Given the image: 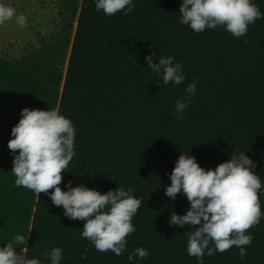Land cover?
Returning <instances> with one entry per match:
<instances>
[{
  "label": "trees",
  "instance_id": "obj_1",
  "mask_svg": "<svg viewBox=\"0 0 264 264\" xmlns=\"http://www.w3.org/2000/svg\"><path fill=\"white\" fill-rule=\"evenodd\" d=\"M96 2L59 0L52 33L20 56L0 54V248L27 235L25 254L40 264H51L54 248L62 249L60 264H198L187 251L193 226L168 223L190 207L182 192L175 201L165 195L170 174L181 153L214 170L245 152L261 180L260 222L246 233L253 240L243 260L233 246L205 250L203 264H264V0H252L262 18L239 38L223 26L196 33L179 23L183 0H132L130 14L111 17ZM151 52L154 63L174 57L185 81L163 85L147 67ZM193 81L180 119L175 103ZM24 108L56 109L72 121L76 155L62 173L63 191L71 181L101 194L132 189L141 200L122 255L97 251L82 238L86 221L66 217L50 195L15 186L8 142ZM140 247L149 256L129 261Z\"/></svg>",
  "mask_w": 264,
  "mask_h": 264
},
{
  "label": "clouds",
  "instance_id": "obj_2",
  "mask_svg": "<svg viewBox=\"0 0 264 264\" xmlns=\"http://www.w3.org/2000/svg\"><path fill=\"white\" fill-rule=\"evenodd\" d=\"M95 7L98 12L103 10L111 17L120 11L130 14L135 5L132 0H97ZM179 13V23L188 25L196 33L223 26L236 38L245 36L248 26L262 18L252 0H183ZM14 17L18 26L27 27L25 15L17 16L13 7L0 3V25ZM154 57L155 52L145 56L147 67L162 79L163 85L170 82L180 85L185 81L183 65L173 64L174 57L159 56L158 63L153 62ZM195 90L196 81H193L185 88L184 97L176 101L175 114L180 119L188 106L184 101L190 100ZM11 136L8 148L14 156L15 186L32 190L38 197L40 193L50 195L55 206L63 207L66 217L86 221L82 238L93 242L97 251L122 255L126 237L136 231L132 218L140 208L141 200L131 194L132 189L117 188L101 194L85 185L72 187L71 181L65 185L67 191L61 189L62 173L76 155L72 121L56 109L24 108ZM255 168L256 163L245 152L238 157L231 155L230 161L219 164L214 170H205L187 153L178 157L165 195L175 201L182 192L190 207L184 215L173 212L168 223L180 228L193 226L189 231L187 251L197 258L198 264H203L205 250L212 256L236 246L240 258L246 257L244 246L253 240V236L246 233L259 224L262 215L258 195L262 185L259 176L252 171ZM52 189L54 191L50 192ZM20 245L24 247L17 253L15 248ZM26 245L27 235H16L12 242L0 248V264H40L38 259L26 256ZM50 255L51 264H60L61 248H54ZM148 256L149 251L140 247L129 253L128 260Z\"/></svg>",
  "mask_w": 264,
  "mask_h": 264
},
{
  "label": "rangeland",
  "instance_id": "obj_3",
  "mask_svg": "<svg viewBox=\"0 0 264 264\" xmlns=\"http://www.w3.org/2000/svg\"><path fill=\"white\" fill-rule=\"evenodd\" d=\"M59 0H0L11 6L16 15H25L27 27H20L15 17L0 25V54L6 57L20 56L37 44L38 35L54 31Z\"/></svg>",
  "mask_w": 264,
  "mask_h": 264
}]
</instances>
